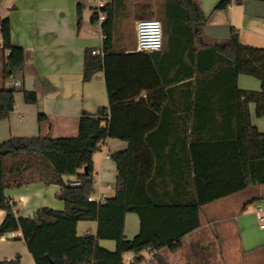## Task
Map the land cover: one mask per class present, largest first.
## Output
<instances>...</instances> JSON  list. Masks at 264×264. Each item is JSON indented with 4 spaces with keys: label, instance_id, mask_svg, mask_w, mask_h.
Wrapping results in <instances>:
<instances>
[{
    "label": "trees",
    "instance_id": "1",
    "mask_svg": "<svg viewBox=\"0 0 264 264\" xmlns=\"http://www.w3.org/2000/svg\"><path fill=\"white\" fill-rule=\"evenodd\" d=\"M231 3L232 0H221L216 9L227 8ZM102 11L106 14L102 24L103 54L86 50L84 80H91L97 72L104 71L109 105L94 114L83 111L76 136L13 137L0 143V209L6 211L0 223V237L21 230L27 246L32 248L38 228L56 220L54 215L59 212L48 207L39 209L34 216H21L14 211L6 190L32 182L60 186L58 198L65 202V210L61 213L64 217L88 218L79 208L81 204L95 203L89 200L94 190V155L107 139L117 138L128 142L129 149L111 155L119 171L116 194L100 205L118 206L125 212L137 213L141 219L140 232L132 239L121 232L115 256L32 249L35 262L126 264L127 253L151 250V264H169L160 251L168 248L174 252L183 246L185 236L200 227V211L204 204L252 184L264 183V133L252 123L250 113V104L255 103L257 115L264 116V47L243 44L239 32L234 29L228 40L196 50L195 38L203 34L207 22L200 4L196 0H166V20L162 21L164 40L169 45L191 47V52L178 55L180 68L175 80H187L183 85L186 95L190 93V85L196 84L198 113L192 119L190 132L164 133V127L169 125L166 119L142 115L148 104L135 101L144 88L149 92L164 88L142 83L145 78L151 81L162 78V67L156 57L158 52L116 51L117 5L108 3ZM92 19L96 24L99 13ZM81 23L82 7L79 5L78 26ZM0 27L4 41L0 57L2 120L15 107L16 88L8 86V82L24 72L25 50L13 44L9 18L1 19ZM241 74L261 80V91L239 88ZM133 81L140 84L137 87L126 84ZM191 92L194 94L193 90ZM24 93L27 102H37L35 91L24 90ZM44 119L47 116L40 114L39 120ZM102 121L106 122L105 126H101ZM181 121L188 129L189 118ZM170 141L182 142L186 147L183 170L186 167L192 176L196 194L192 200H182L170 191L166 198L156 199L148 191L150 186L146 188L148 178L152 177L150 185L156 184L163 165L161 159L165 149L158 150L154 146ZM170 152L174 151L170 149ZM90 238L91 235H87L84 241ZM140 262L139 256L132 260V264ZM0 264H21V256L0 260Z\"/></svg>",
    "mask_w": 264,
    "mask_h": 264
},
{
    "label": "crops",
    "instance_id": "2",
    "mask_svg": "<svg viewBox=\"0 0 264 264\" xmlns=\"http://www.w3.org/2000/svg\"><path fill=\"white\" fill-rule=\"evenodd\" d=\"M155 1L0 0V20L10 19L12 42L25 50L24 72L8 82V86L16 88L15 107L7 117L0 120V143L13 137L76 136L83 111L94 114L101 107L109 105L105 72L99 71L91 80H84L86 50L104 49V35L102 29L93 22V15L104 5L116 3L118 12L114 49L133 52L136 38L130 27L127 28L131 20V9L144 6L150 12ZM196 1L207 16L203 34L195 38L196 50L228 40L234 29L239 32L243 44L264 47V1L232 0L227 8L219 10L216 6L221 0ZM165 4L166 0L159 2V5ZM79 5L82 7L80 26ZM160 19L163 22L166 20L165 12ZM123 23L126 24L125 32ZM3 44L0 27V57L4 52ZM156 51V57L160 60L159 67H162V78H154L152 81L145 78L142 83H154L164 88L151 92L144 88L135 101L148 104V109L142 115L166 119L169 125L164 127V133L178 135L187 130L190 132L192 119L198 113L196 84L194 87L190 85V93L186 95L183 85L187 80L176 81L175 78L180 68L178 55L191 52V47L169 45L164 40L163 47ZM17 81L20 84L16 85ZM126 84L137 87L140 83L133 81ZM238 86L247 91H261L262 82L254 76L241 74ZM24 90L35 91L37 102H27ZM256 109V104L251 103V121L264 133V116H258ZM40 114H45L47 119L40 121ZM183 118H189L188 129L182 124ZM105 124V121L101 122V126ZM154 147L165 150L162 152L163 165L156 184L150 185L152 177L146 179V188L150 186L148 191L151 196L156 199L166 198L170 191L182 200L194 199L196 194L191 182L192 176L186 167L183 170L187 156L183 143L170 141ZM128 149V142L109 138L95 153L94 198L102 194L111 198L116 194L119 171L111 155ZM170 149L174 152H170ZM175 187L178 190L174 192ZM59 191V185H47L41 181L6 190L18 215L34 216L43 207L59 213L54 215V222L38 228L32 248L27 246L21 230L0 237V260L14 259L20 255L21 264H36L32 249L115 256L118 254L121 232L132 239L141 230V219L137 213L125 212L118 206L100 205L96 201L80 205L79 211L88 215V218H66L61 214L65 210V202L58 198ZM260 208L264 216V183L252 184L232 195L204 204L200 211L201 225L185 236L183 246L174 252L163 248L160 253L169 264H264V229L260 227ZM5 216L6 211L0 209V223ZM87 235H91V238L85 242ZM234 237L233 243L231 239ZM230 246L233 248L230 249ZM235 252L238 256L231 258L230 253ZM138 256L142 262L137 264H151L153 252L147 250L146 256L127 253L125 259L134 260Z\"/></svg>",
    "mask_w": 264,
    "mask_h": 264
},
{
    "label": "built area",
    "instance_id": "3",
    "mask_svg": "<svg viewBox=\"0 0 264 264\" xmlns=\"http://www.w3.org/2000/svg\"><path fill=\"white\" fill-rule=\"evenodd\" d=\"M102 7V6H101ZM99 19L96 23V26L102 29V24L106 19V14L102 11V8L99 9ZM164 45V26L163 22L157 18H143L137 21L136 23V48L135 51L143 52H152L159 50ZM95 54H103V51L98 50L94 51ZM16 85L20 84L19 81L15 82ZM107 196L102 194L97 198H94L92 195L89 197L90 201H96L99 204H104L107 202ZM262 208L259 209V220L260 227L264 229V216L262 214ZM152 262V261H151ZM126 264H132V260L126 259Z\"/></svg>",
    "mask_w": 264,
    "mask_h": 264
},
{
    "label": "rangeland",
    "instance_id": "4",
    "mask_svg": "<svg viewBox=\"0 0 264 264\" xmlns=\"http://www.w3.org/2000/svg\"><path fill=\"white\" fill-rule=\"evenodd\" d=\"M160 1L161 0H156L155 1L156 4H155L154 7H151V11L150 12L148 11L149 13L146 11L148 9L146 7H144V6H142V7H133L131 9L132 14L129 15L131 17V20H130L129 25L127 26V28L130 27V31L133 33V35H135V38H136V28H135V26H136V23H137L138 20L143 19V18H152V17L160 19L161 14L165 12V5H159ZM154 9L157 10L158 13L155 14L154 13L155 12ZM152 11H154V12H152ZM122 26H123V32H125L124 30H125L126 24L123 23ZM234 239H235V237L231 239V241L233 243L235 242ZM232 248L233 247L230 246V249H232ZM141 255L142 256H146L147 255V250L142 251ZM230 256H231V258H233V256L237 257L238 253L237 252H235L233 254L230 253Z\"/></svg>",
    "mask_w": 264,
    "mask_h": 264
},
{
    "label": "water",
    "instance_id": "5",
    "mask_svg": "<svg viewBox=\"0 0 264 264\" xmlns=\"http://www.w3.org/2000/svg\"><path fill=\"white\" fill-rule=\"evenodd\" d=\"M84 170H85V172L87 173V172H88V167L85 166Z\"/></svg>",
    "mask_w": 264,
    "mask_h": 264
}]
</instances>
